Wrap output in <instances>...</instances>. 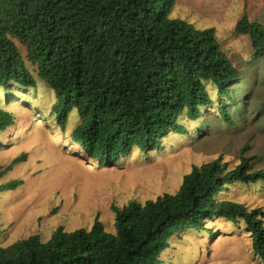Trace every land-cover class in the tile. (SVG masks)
Returning <instances> with one entry per match:
<instances>
[{"label":"trees","instance_id":"1","mask_svg":"<svg viewBox=\"0 0 264 264\" xmlns=\"http://www.w3.org/2000/svg\"><path fill=\"white\" fill-rule=\"evenodd\" d=\"M175 2L0 0V89L7 95L45 83L55 94L59 125L65 129L75 113L71 139L100 166L135 150H155L170 133L185 134L184 114L196 120L217 105L234 124L240 70L222 50L215 27L172 17ZM235 32L248 36L255 55L264 58V23L244 13ZM15 122L0 107V133ZM245 153L235 166L222 157L195 165L175 193L113 204L115 232L98 218L89 229L60 226L46 241L31 235L0 246V264H162L174 235L204 229L216 218L245 226L264 263V209L220 198L231 185L264 187V169L255 170ZM24 160L25 154L16 157L5 171ZM22 184L10 180L0 192Z\"/></svg>","mask_w":264,"mask_h":264},{"label":"rangeland","instance_id":"2","mask_svg":"<svg viewBox=\"0 0 264 264\" xmlns=\"http://www.w3.org/2000/svg\"><path fill=\"white\" fill-rule=\"evenodd\" d=\"M244 13L264 23V0H176L172 11V17L198 28L215 27L222 50L240 70L231 106L234 124L220 116L217 105L196 120L184 114L179 122L185 134L170 133L159 148L135 150L115 164L98 165L72 141L78 118L72 112L61 128L53 110L55 94L45 83L39 81L35 91L18 89L7 95L0 89V107L16 118L0 133V185L23 180L17 189L0 192V246L31 235L46 241L60 226L89 229L96 218L115 232L113 204L123 207L132 200L175 193L195 165L222 157L235 166L243 148L254 158L253 168L264 169V58L255 55L248 36L235 32ZM24 154V161L5 171ZM220 198L264 209L260 184L231 185ZM205 227L174 235L162 264H264L241 223L216 218L206 220Z\"/></svg>","mask_w":264,"mask_h":264}]
</instances>
